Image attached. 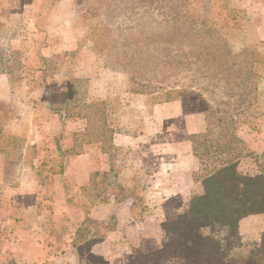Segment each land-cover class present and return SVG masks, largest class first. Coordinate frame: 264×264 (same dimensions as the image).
Returning a JSON list of instances; mask_svg holds the SVG:
<instances>
[{"label":"rangeland","instance_id":"1","mask_svg":"<svg viewBox=\"0 0 264 264\" xmlns=\"http://www.w3.org/2000/svg\"><path fill=\"white\" fill-rule=\"evenodd\" d=\"M178 10L182 12L175 15ZM199 43L202 57L216 47L226 59L230 56L229 65L233 56V70L248 69V59L256 61L257 77L250 81L254 91L249 107L237 116V133L251 151L264 155L259 150L264 149V0H0V76L10 85L8 99L0 101V154L7 151L2 153L6 165L0 175L12 177L16 190L22 172L37 178L30 167L42 162L40 180L44 187L52 186L65 173L64 160L56 156V137L63 133V146L76 139L91 155H100L97 149L103 146L111 154V162L106 161L112 163L110 175L97 171L89 187L77 190L71 179L65 180L62 196L71 211H87L102 199L113 206L100 221L108 222L113 213L117 221L114 210L120 206L131 214L120 234L107 240L110 233L90 249L55 258L63 249L59 232L68 231L65 224L48 231L55 243L50 249L10 251L1 246L4 218L11 213L3 207L0 253L14 255V264H141V257L160 248L164 226L185 212L198 192L192 173L200 166L188 136L204 130L203 103L223 106L221 102L236 96L229 98L227 90L233 78L214 85L206 66L197 69L192 53ZM183 52L182 62L173 59ZM239 52L244 53L235 59ZM158 88L181 96L162 102L155 97ZM45 94L56 97L49 106L54 110H62L60 102L66 98V119L48 111ZM30 130L37 131L34 140L43 146H33L23 156ZM111 140L117 146H108ZM241 171L251 173L252 167L245 162ZM119 186L128 205L114 201ZM3 188L0 184V205L5 203ZM39 189L33 208L15 210L10 220L32 235L53 224V188ZM247 227H256L258 233L247 237L237 229L229 232V243L237 250L235 263L246 260L249 251L264 253V217ZM32 235L27 237L30 245ZM214 236L223 233L216 229Z\"/></svg>","mask_w":264,"mask_h":264},{"label":"trees","instance_id":"2","mask_svg":"<svg viewBox=\"0 0 264 264\" xmlns=\"http://www.w3.org/2000/svg\"><path fill=\"white\" fill-rule=\"evenodd\" d=\"M179 12L182 11L178 10L174 14L177 15ZM246 20L248 21L247 18ZM200 45L199 43L192 53L195 55L193 58L197 69L199 67V71H201L200 66H206V69L212 72L209 73V78L214 85H218L220 80L226 82L228 78H233L234 85L227 90L229 98L232 99L234 94L236 96L233 101L221 102L223 106H219V104L209 106L204 105L202 97L197 94L198 100L203 103L201 112L203 113L204 130L188 136L192 157L200 166L197 171L192 173L193 182L198 189L197 195L190 200L185 212L164 226V242L160 248L146 258L141 257L140 261L141 264H249L247 262L264 264V258H260L264 255L261 251H249L250 255L246 260L235 263L233 258L237 250L229 243L228 238L229 232L236 230L242 219L264 214V155L251 151L246 141L237 133V116L243 113L245 107H249V97L254 91V83H250V81L257 77V73L253 69V64L256 61L248 59V69L238 67L233 70V56L232 63L229 65L227 59L230 56L226 59L224 56L226 54L215 51L216 47L206 57H202ZM242 53L244 52L237 53L235 59L241 57ZM254 54L256 55L254 58L260 57L259 54ZM185 56L186 53L183 52L177 57L175 54L173 59L179 58L182 62ZM202 58L204 62H202ZM236 80L237 83H235ZM160 90L155 92L160 93L155 97L162 102H170L181 96L179 91H166L161 88ZM55 98V96L51 97L45 94L44 100L48 106L47 109L51 113L54 111L59 114L60 112V118L64 120L66 119L64 112L68 111L66 110L68 107L66 98L60 102L62 110H54L49 106L53 104L52 100ZM74 136L84 137L83 134H74ZM56 138V156L59 160H64L62 170L64 172V163L67 158L87 154L88 150H83L76 143V139L72 145L63 146V133H60ZM124 138L121 140L125 142ZM112 141L108 146H117L115 140L114 143ZM97 150L101 155H106L108 160L110 159L111 154L107 148L102 146ZM245 162L251 165V173L241 171ZM111 164H109V170L103 172L102 176L106 177L112 171ZM42 165V162H39L30 167L31 171H35L36 184L40 187H44L38 174ZM95 176H98V172L91 174L90 185L93 184ZM114 180L115 184L120 185L117 175H114ZM118 189L119 196L114 197L115 203L128 205V197L124 195L120 186ZM107 202L102 199L98 201L99 204ZM116 222L114 213L108 218V222L94 220L86 216L75 230L72 247L80 252L102 243L108 234L116 231ZM216 229L223 233L221 238L214 236ZM78 264L84 263L81 261Z\"/></svg>","mask_w":264,"mask_h":264},{"label":"crops","instance_id":"3","mask_svg":"<svg viewBox=\"0 0 264 264\" xmlns=\"http://www.w3.org/2000/svg\"><path fill=\"white\" fill-rule=\"evenodd\" d=\"M3 76H0V101L8 99L9 95V89L10 85L8 84V81L6 78H3ZM35 132V133H34ZM36 130H30L28 135L30 134L31 137L25 139L24 144L22 145L21 152L23 153V156L26 155V152L29 148L35 146L37 150H40V148L43 146V142H38L34 140V134H36ZM13 134V133H12ZM44 140L43 138H41ZM261 146L264 145V143L260 144ZM260 151H264V149H260ZM2 153H7V151H2L0 154V167L6 165V159H2ZM106 155H91V154H83L78 155L69 158L66 160L65 163V173L63 174V177L58 176L54 182L53 185L49 187H39L36 184V179L31 176L24 175V172H22V177L19 181L20 187H18L16 190H14L13 186V179L12 177H8L7 175H0V184L5 185V188L2 189V192L4 193L2 198L5 200V203L0 205V208H3V211L7 210V207L11 209V213H9L8 216H5V232H3L4 235V248H8L10 251H14L13 248H17L19 251L25 252L26 249H35L33 247H38L42 249H50L55 245L52 238L48 235V231L53 228L54 225H59V223L65 224L66 227H68V231L59 232L60 235V244L61 246V252L57 254V257H61L66 254H71L70 252L74 250L72 247V240L74 237L75 230L78 228L82 220L88 216L89 218H92L94 220H103L110 214V209L113 206L112 202H108L107 204H95L93 207L89 208L87 211H81L79 209H75L76 211L72 212L71 210L74 209L73 207L68 206V204L65 202V198L63 195V188L62 184H65L66 179H71L73 183L75 184V187L77 190L88 186L90 176L92 173L101 171L106 172L109 170V161L107 162ZM24 162V159L22 161V164ZM36 165V164H33ZM24 167V166H23ZM26 167V166H25ZM58 178H61L60 180ZM28 184V186L26 185ZM42 188V191L46 192V190H49L48 188L52 187L53 191H51V201H52V218H53V224L49 227L48 225L45 226V229L40 231H36L32 234H29L27 231H24L22 228H18L12 223L10 224L11 218L14 216V211L19 210L23 212H29L33 206L35 205L36 200V194L40 191L39 188ZM38 188V190H37ZM48 198V197H46ZM72 208V209H71ZM27 209V210H26ZM116 216H117V225L118 229L116 232L111 233L106 239L109 240L110 238L116 236L117 234H120L122 228L126 226L128 223H130L131 214L129 212V209L127 207H116ZM11 214V215H10ZM74 215V216H73ZM10 216V217H9ZM263 216L256 215V216H249L244 219H242L237 227V230L239 231L241 236H247L249 234L258 233V230L256 227H253V229L249 230L250 228L247 227L252 222H256L257 220H260ZM263 220V219H262ZM54 228L57 229V226ZM69 232V233H68ZM264 230L262 229L260 233H263ZM31 235L33 239V244H28L27 237L31 238ZM1 240V238H0ZM12 254V253H11ZM36 256H38V253H35ZM14 255H10L8 252L5 253V251L0 253V264H14L13 261ZM29 262V260L27 261ZM24 263V262H23ZM30 263V262H29Z\"/></svg>","mask_w":264,"mask_h":264}]
</instances>
